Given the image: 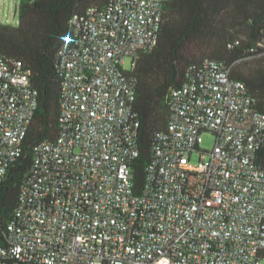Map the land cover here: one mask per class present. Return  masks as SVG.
<instances>
[{"label": "built area", "instance_id": "1", "mask_svg": "<svg viewBox=\"0 0 264 264\" xmlns=\"http://www.w3.org/2000/svg\"><path fill=\"white\" fill-rule=\"evenodd\" d=\"M167 1L109 0L73 17V36L57 52L63 125L36 147L2 257L41 264L264 258V165L257 162L264 112L232 75L233 64L206 58L171 91L167 127L144 189L135 191L134 70L158 44ZM38 96L23 62L0 51V191L24 153ZM204 132L215 137L211 150L201 149ZM195 151L201 157L192 162Z\"/></svg>", "mask_w": 264, "mask_h": 264}, {"label": "trees", "instance_id": "2", "mask_svg": "<svg viewBox=\"0 0 264 264\" xmlns=\"http://www.w3.org/2000/svg\"><path fill=\"white\" fill-rule=\"evenodd\" d=\"M109 0H20L17 24L0 19V51L21 60L38 90V108L24 142V153L9 167L0 191V249L8 246L7 226L19 205L36 147L55 139L63 122L62 75L57 52L73 36L74 16ZM206 58L233 64L232 75L243 80L264 112V0H168L159 41L141 54L134 76L139 114L140 155L133 163L135 191L144 189L157 135L170 113V94L185 83L189 68ZM253 60V65L249 61ZM264 165V143L257 150ZM264 257V252H263ZM0 264H41L4 258Z\"/></svg>", "mask_w": 264, "mask_h": 264}, {"label": "rangeland", "instance_id": "3", "mask_svg": "<svg viewBox=\"0 0 264 264\" xmlns=\"http://www.w3.org/2000/svg\"><path fill=\"white\" fill-rule=\"evenodd\" d=\"M18 2L19 0H1L0 1V19L5 23L17 24L19 21L18 15ZM129 58H127V61ZM249 65H253V60L249 61ZM215 143V137L211 132L203 133V142L201 143L202 150H211ZM201 157L199 151L192 154L191 161L197 162ZM260 264H264V258L261 259Z\"/></svg>", "mask_w": 264, "mask_h": 264}]
</instances>
